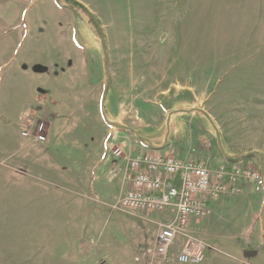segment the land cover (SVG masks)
<instances>
[{
	"label": "rangeland",
	"instance_id": "374dc122",
	"mask_svg": "<svg viewBox=\"0 0 264 264\" xmlns=\"http://www.w3.org/2000/svg\"><path fill=\"white\" fill-rule=\"evenodd\" d=\"M82 2L88 15L66 8L75 17L79 49L75 53L67 41L57 47L69 61L57 67L64 73L0 63V264H136L135 251L153 246L156 227L146 215L109 207L130 188L126 181L93 180L109 154L110 133L122 125L143 131L135 126L134 109L162 100L122 95V56L170 59L171 80L179 87L189 84L196 100L185 93L176 98H191L209 117L205 148L224 137L235 157L256 153L264 160V0ZM48 42L57 43L53 31ZM108 61L114 85L104 100ZM38 117L48 127L43 144L20 135L24 120ZM256 156L237 165L262 175ZM213 158L206 159L209 167L218 163ZM261 186L209 201L215 215L191 221L186 234L206 245L201 264H237L235 242L240 246L245 240L234 241L230 233L252 219L251 198ZM259 215L264 220V202ZM144 224L152 230L144 227L140 235Z\"/></svg>",
	"mask_w": 264,
	"mask_h": 264
},
{
	"label": "crops",
	"instance_id": "0c3cea01",
	"mask_svg": "<svg viewBox=\"0 0 264 264\" xmlns=\"http://www.w3.org/2000/svg\"><path fill=\"white\" fill-rule=\"evenodd\" d=\"M75 1L83 5L82 0ZM74 19L75 17L68 9L57 7L51 0H0V63L4 62V64H0L1 67L9 60L10 63L15 62L22 65L21 71L37 66L44 69L46 73L50 70L64 73L62 72L64 70L57 69V67L67 65L69 61L67 58L65 60V53L58 51L57 47H65L67 41L76 53L75 47L78 46L75 42L76 21ZM49 31H53L54 39L57 41L53 47L48 42ZM77 58L75 55L74 58L71 57L70 59H73V63L76 64L81 59ZM107 64L110 85L106 96L114 85L113 80H111L109 61ZM157 64L165 65L157 66ZM170 64V59L157 62L153 57L144 58L129 55L121 57L120 72L122 76H125L122 79L126 80L121 91L122 95L156 96V98L161 96L162 100L159 102L154 100L156 104L147 100L148 106L144 107L143 102V105L134 109L138 118L134 121L135 126L142 128L143 131H135L128 125H122L121 129L110 133L113 140L111 146L121 147L123 156L136 157L148 152L161 157L171 155L178 159L194 156L195 159L206 164V159L214 157L213 159L218 163L212 167L221 165L229 167L233 162H236V160L230 161L228 159H234L235 152L231 151L227 144H224V137L218 136L215 137L216 144L214 147H211L210 150L205 148L204 137H208L210 134L208 130L209 117L205 115L203 109L194 107L196 103H193L191 98L190 102L187 100L182 102L183 100L176 98L178 94L185 93L187 96L190 94L191 97L193 96L192 99L196 100L189 84L185 83L179 87L177 81L171 80L170 68L167 67ZM115 70L117 71V68ZM116 71L114 73L119 74V69L118 72ZM12 76L11 74V80ZM138 109H140L141 114L137 111ZM217 142L222 149L217 147ZM201 153L206 159L201 156ZM101 162L96 169L101 166L102 169L104 166L107 168L110 166L109 163L102 164ZM123 167L119 168V176L113 180L106 178L107 168L103 170V174H93V180L106 181L107 183L125 182ZM262 167H264V160H262L261 169ZM98 175L99 177L96 178ZM262 176L261 189L263 187V191L259 190L256 197L251 198L252 204L256 205L255 214L251 220L246 221L242 226L235 225V229L238 231L230 233L234 241H236L235 239L245 240L240 246L235 242L236 257L234 259L237 264H264V220L261 215L258 216V209L264 202V170ZM245 199H247V195L242 198V200ZM251 207L253 206L251 205ZM216 212V207L210 205L209 213L215 215ZM208 222L212 223L213 218L212 221ZM149 226L151 225L144 224L141 227L140 235H143L144 227H146V232L152 230ZM134 262L146 264L138 263L135 260Z\"/></svg>",
	"mask_w": 264,
	"mask_h": 264
},
{
	"label": "built area",
	"instance_id": "2783aa9c",
	"mask_svg": "<svg viewBox=\"0 0 264 264\" xmlns=\"http://www.w3.org/2000/svg\"><path fill=\"white\" fill-rule=\"evenodd\" d=\"M44 122L43 118L24 120L21 137L35 144L45 143L48 127ZM108 152L102 161L110 164L106 178L118 177L123 163L124 179L130 185L109 207L142 218L146 215L143 219L156 227L153 246L138 249L134 259L138 263L201 264L206 245L186 234L191 221L207 217L209 201L236 197L245 187L262 182L260 172L237 163L209 167L195 158L178 159L151 153L123 156L119 146H110ZM101 167L98 174H103Z\"/></svg>",
	"mask_w": 264,
	"mask_h": 264
},
{
	"label": "trees",
	"instance_id": "16d2710c",
	"mask_svg": "<svg viewBox=\"0 0 264 264\" xmlns=\"http://www.w3.org/2000/svg\"><path fill=\"white\" fill-rule=\"evenodd\" d=\"M51 1H53L54 3H55V5L57 6V7H60V8H68L69 10H71L72 11V7H75V8H79V9H81L82 11H84L87 15H88V12L86 11V8L83 6V5H81L80 3H78L77 1H75V0H51ZM71 13H73V12H71ZM95 22H96V24L98 25V22H97V20L96 19H93ZM96 28H99V27H96ZM108 67V64H107V66H106V68ZM42 70V69H41ZM108 71V70H107ZM109 78H110V76H109ZM109 85H110V79L108 80V82H107V84L105 85L106 87L104 88V92H103V99L106 97V93H107V91H108V87H109ZM103 106H104V100H103ZM219 149H221V147H220V145H219ZM256 153H252V154H250V155H244V156H238V157H234V159H230V158H228L230 161H233V160H239V159H241V158H249V156H251V155H254V156H256L255 155ZM256 157H258V156H256ZM258 161H259V164H260V167H261V165H262V160L258 157Z\"/></svg>",
	"mask_w": 264,
	"mask_h": 264
}]
</instances>
